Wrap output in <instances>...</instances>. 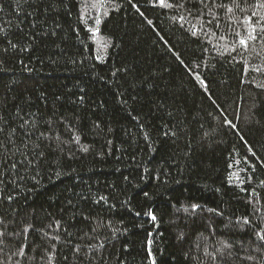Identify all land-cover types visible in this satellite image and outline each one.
Segmentation results:
<instances>
[{
	"label": "trees",
	"instance_id": "1",
	"mask_svg": "<svg viewBox=\"0 0 264 264\" xmlns=\"http://www.w3.org/2000/svg\"><path fill=\"white\" fill-rule=\"evenodd\" d=\"M133 2L139 12L128 0H0V127L19 144L22 116L32 142L53 138L39 176L30 168L2 194L16 199L0 215L42 230L21 264H48L41 237L55 221L50 264H213L220 241L245 257L235 264H264L243 224L264 228V0ZM76 244L97 250L77 258Z\"/></svg>",
	"mask_w": 264,
	"mask_h": 264
},
{
	"label": "snow or ice",
	"instance_id": "2",
	"mask_svg": "<svg viewBox=\"0 0 264 264\" xmlns=\"http://www.w3.org/2000/svg\"><path fill=\"white\" fill-rule=\"evenodd\" d=\"M23 4H29V3H35V0H22ZM161 7H172L173 5L166 3V0H158ZM201 4H203L205 7H207V0H200ZM99 3L103 4L104 0H99ZM128 3L132 6L133 9L136 11H140L138 5L133 2V0H128ZM17 5H21V0H17ZM217 7H224V5H216ZM239 7V4L236 5ZM258 7H264V4L257 5ZM176 7H183L182 4L176 5ZM228 12H232V7L227 8ZM2 11V9H0ZM28 15H31V13H28ZM143 15V13H141ZM253 16L256 15L255 12L252 14ZM181 20L184 19L183 16L180 17ZM251 18H246L245 23H249ZM211 22V21H209ZM96 23L99 24L100 20L97 19ZM149 24H151V21H148ZM218 26V25H217ZM18 29L20 28L19 25L16 26ZM23 31L22 29H20ZM255 29H252L248 32L247 37H241L238 41L239 45L242 46L245 50L248 48V41L249 40H255L257 37L254 35ZM55 35V32L52 33ZM95 35V33H93ZM0 36H3L4 38L8 37V31L0 27ZM8 44L14 49L16 48V44L13 43L11 40H8ZM27 50L26 48L24 49ZM4 51H7V48L4 49ZM259 71V69H256ZM114 76L116 75L115 72L112 73ZM199 79V77H197ZM202 84L204 81H200ZM31 115L35 116L34 113ZM20 120L23 121L21 125H19L20 128L23 129V136L21 137L20 143L17 144L14 137L16 136V128L7 129L5 127H0V203H3L5 200L7 204H12V202L16 199L13 195H2L5 193L7 186L11 184L13 186V189L17 186V181H25L29 178L28 169H32L35 172V175H32L31 178L33 180L36 179V177L39 176V172L35 171L39 168L41 162L46 159L44 149L50 148L53 138L45 135V133L41 132L40 136L36 138V141L32 142V136L35 134L33 130L36 129L35 122L32 123L31 129L29 128V121L25 119L22 116H18ZM225 124L228 128L238 131L237 125L234 124L232 121L225 120ZM99 127V125H97ZM51 130V128H50ZM167 134V133H166ZM176 133H172V135H175ZM26 138V139H25ZM147 138V137H146ZM74 141L77 143L79 142V136L74 135L72 137ZM49 141L48 144H45L44 141ZM55 141L58 142V145L63 144V140L57 136L55 137ZM31 142V143H29ZM109 143H111L109 141ZM23 145V147H21ZM84 151H87V148L83 149ZM253 170H255L253 168ZM23 173V174H22ZM55 175H59V172H56ZM261 186H264V179L261 180ZM31 190V189H29ZM252 195H255V193H252ZM103 199V197H102ZM200 206L197 204L191 205V211L194 213ZM12 212H16L17 209H12ZM187 211V209H185ZM209 211H215L213 209H209ZM254 212H259L260 209L254 207ZM217 215H221L222 213L217 212ZM148 215L151 217L152 221H156L157 217L152 214L151 210H149ZM10 213L6 209L4 214L0 215V264H21L20 258H25V249L28 247L27 241L29 240V232L30 231H36L41 232V229L35 228L34 225L31 223L23 224L21 227L20 225L16 224L15 217L13 216L11 220H9ZM84 219H88V217H84ZM261 220H264V215L260 217ZM243 224L249 225L252 227V237H250V242H254L256 245V250L264 251V228H257L255 227L251 221L247 218H243ZM56 228L53 229L52 233L49 232H43L42 240H45V243L48 245V247L41 246V250L47 255V262L50 264L52 261V253L48 251V248H51L53 251L56 250L57 244L61 242V237L57 233V230L61 226L60 221H55ZM49 228H51V225H49ZM96 229H93V232H95ZM72 233H67V236H71ZM88 234L85 233V236ZM151 233H149V237H151ZM83 239V237H81ZM91 239V237H89ZM55 240L56 243L53 244L51 241ZM149 243V252L148 256L149 258L152 257L151 252V239L148 241ZM219 247L215 249V254L211 252H207V257L213 262V264H235L236 258L243 260L245 257H238L237 252L234 250L233 245L226 243L224 241H220ZM104 245H99V248H103ZM85 248H92L94 251H96V246L92 244H87L84 246H81L80 244H76L75 247L72 249V251L76 254V257L79 258V254L81 251H84ZM33 251H35V247H33ZM84 255L87 257L88 252L84 251ZM95 256L89 257V259H95ZM248 259H251V256L247 257ZM41 259L43 260L44 257L42 256ZM67 259V257H65ZM99 259L103 260V254L100 253ZM151 264H155V260L152 259Z\"/></svg>",
	"mask_w": 264,
	"mask_h": 264
}]
</instances>
